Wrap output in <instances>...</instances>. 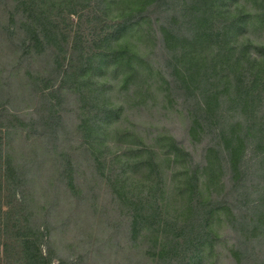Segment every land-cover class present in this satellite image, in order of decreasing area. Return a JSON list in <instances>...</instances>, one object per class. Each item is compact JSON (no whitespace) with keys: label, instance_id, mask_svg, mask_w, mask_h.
<instances>
[{"label":"rangeland","instance_id":"374dc122","mask_svg":"<svg viewBox=\"0 0 264 264\" xmlns=\"http://www.w3.org/2000/svg\"><path fill=\"white\" fill-rule=\"evenodd\" d=\"M9 93L0 264H264V0H0Z\"/></svg>","mask_w":264,"mask_h":264},{"label":"trees","instance_id":"16d2710c","mask_svg":"<svg viewBox=\"0 0 264 264\" xmlns=\"http://www.w3.org/2000/svg\"><path fill=\"white\" fill-rule=\"evenodd\" d=\"M24 1H26V0H24ZM68 8L69 9H67V10L65 9V15L66 16L70 15L72 12L81 11V8L78 7V5H76V3L71 4ZM23 24L27 25L26 23H23ZM56 34H57V32L52 31L51 37L53 39H55V41L57 43H60V39L58 40V37L56 36ZM26 38L28 39L27 34H25V38H23L22 41L25 42ZM57 60H58V63L61 62L62 60H64L63 57L61 56V52H59L57 54ZM60 65L61 64L57 65V67H54V71H52L50 75H46L44 78H40V79L41 80L43 79L44 82H48V80H51V78L53 76H55V74H57L59 76L60 75V73H59L60 72L59 71ZM12 98H13V96L11 93L6 95L5 97H0V104H2L4 102H7L6 104H9L11 102ZM98 128H93L91 131H89L90 134L93 133L94 131L98 130ZM54 131H56V130L54 129ZM5 132H7V134H9L10 129L6 130ZM41 132L45 133V131H43V130H41ZM0 133L2 134V132H0ZM3 133H4V131H3ZM41 140H43V139H41ZM93 140H96V138L93 137ZM105 143H107L106 145L109 146L108 142L105 141ZM0 144H1V140H0ZM56 152L57 151L54 152L53 156L56 159H58V157L62 156V153L58 156L56 154ZM6 155H8L7 151H4L0 147V172H1L0 173V187L2 186V180H3L2 175L4 174V170H5L4 164H6V162L9 160V159H6ZM90 155L92 156L91 150H90ZM112 161H113V159H112ZM65 162L66 163L63 166V172L61 173V175H64L65 179L69 178V185L71 187H75V185L73 184L74 164L72 163L71 158H69ZM30 169L31 168L26 167L25 170H23V171L19 169L18 171L15 172L16 175L14 178L16 179L17 186L27 183L26 173H29ZM6 172H8V171H6ZM17 194L19 195V198H21V195H22V199L24 198L23 193L18 192ZM6 213H8V212L6 211ZM14 218H15V221H12L13 227H16L17 225H19L20 228H24V225L22 223V220L20 219L18 212H15ZM54 220L55 219L53 217H51V215L48 211H44L43 209L42 210L30 209V212L28 215V220L26 222V227H27L28 231H27L26 235L21 238V240H23V242L26 243V245L28 246L27 252H30V256H31V259L33 260L34 264H54V262H55V261H52V259H51V249L48 247V248L43 250V244H45L47 246L46 242L49 243V241H51V239H52L53 233L51 232V230H53ZM1 222H2V216L0 215V229H2V223ZM15 232H18L17 229L15 230ZM18 238L20 239V237H18ZM2 248L3 249H7V248L9 249V245H6L4 243ZM15 249H17V247H15ZM16 252L18 254H21V251L19 249H17ZM54 258L57 261V264L63 263V260L61 258H58V257H54ZM63 264H65V262ZM71 264H73V263H71Z\"/></svg>","mask_w":264,"mask_h":264}]
</instances>
